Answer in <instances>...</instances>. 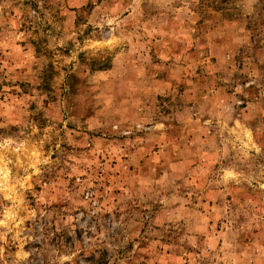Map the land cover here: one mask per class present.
Here are the masks:
<instances>
[{"label":"rangeland","instance_id":"374dc122","mask_svg":"<svg viewBox=\"0 0 264 264\" xmlns=\"http://www.w3.org/2000/svg\"><path fill=\"white\" fill-rule=\"evenodd\" d=\"M0 264H264V0H0Z\"/></svg>","mask_w":264,"mask_h":264}]
</instances>
